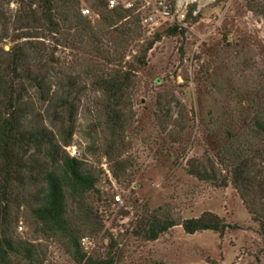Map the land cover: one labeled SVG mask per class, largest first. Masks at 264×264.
<instances>
[{
  "label": "rangeland",
  "instance_id": "rangeland-1",
  "mask_svg": "<svg viewBox=\"0 0 264 264\" xmlns=\"http://www.w3.org/2000/svg\"><path fill=\"white\" fill-rule=\"evenodd\" d=\"M79 2V11H91L89 26L107 30L89 5ZM177 7L181 9V0ZM181 10L185 17L173 35L166 24L152 34L139 24L125 42L109 29V36H99L94 44L72 24L62 37L30 40L42 65L31 68L47 75L50 92L59 96L69 82L75 84L73 134L65 152L99 181L105 205L92 195L83 204L109 216L102 231L95 221V230L86 232L78 245L85 258L113 257L114 264H264V231L232 186L219 188L185 172L214 162L210 144L222 140L225 129L246 133L239 128L246 102L264 107V0H211L206 10H200L198 2ZM25 13L30 12L19 0H0V61L19 43L23 31L18 21ZM150 44L146 65L140 68L136 58ZM115 71L128 72L132 83L123 98L125 117L112 139L105 127V97L93 84ZM27 89L30 100H24L23 107L31 106L32 118L61 136L66 116L55 104L37 100L33 88ZM112 140L118 173L105 154ZM30 187H24V197L31 194ZM116 196L121 203L111 205ZM158 209L177 223L212 214L228 228L221 236L211 231L187 235L176 226L154 242L133 236L141 219ZM10 212L9 235L34 247L33 264H79L60 243L37 232L29 207L21 204ZM105 232L113 236L111 247ZM82 239L87 241L82 244ZM10 261L29 264L14 257Z\"/></svg>",
  "mask_w": 264,
  "mask_h": 264
},
{
  "label": "trees",
  "instance_id": "trees-1",
  "mask_svg": "<svg viewBox=\"0 0 264 264\" xmlns=\"http://www.w3.org/2000/svg\"><path fill=\"white\" fill-rule=\"evenodd\" d=\"M79 1L19 0L30 13H25V18L18 21V29L23 31L17 38L20 44L4 53L6 60L0 61V264H12V257L23 259L29 264L36 262L34 247L9 235V228L13 224L10 209L19 208L21 204L29 207L37 232L60 243L77 263L114 264L113 257L105 260L85 258L79 248V239L86 232L95 230V221L99 225L96 229L102 231L109 216L98 213L97 207L83 204L89 195L101 201L99 181L93 173L83 170L80 161L65 152L73 134V100L76 99L71 97V91L75 84L69 82L59 96L50 92L47 75L35 73L31 68L42 65L40 53L30 40L43 39L42 36H61L65 29L76 24L80 26L82 36L94 44L99 43V36H109V29L118 33V37L125 42L140 26L138 16L121 6L109 10L107 0H84L97 16V21L107 29L93 30L89 26L90 21L80 14ZM177 28L172 25L167 33L173 35ZM82 39L79 37L77 43L84 49ZM150 49L151 44L144 50V55L136 58L138 67L146 65L145 55ZM103 59L106 60V57ZM131 83L128 72L115 71L93 84L105 97V127L112 139L120 131V123L125 117L123 98ZM27 87L34 89L37 100L55 104V108L66 116V124L58 138L52 132L49 133L42 121L39 124L32 118L31 106L23 107L24 100H30ZM243 107L247 114L240 121L239 128L245 129L246 133L225 129L222 140L218 138L210 144L213 146L214 162L209 163L207 168L198 170L191 167L185 172L219 188L230 184L252 220L264 231V107L251 100ZM216 122L214 120L213 124ZM114 140L105 154L109 162L113 163L114 172L118 173V157L112 152ZM27 186H31L32 191L24 197V187ZM101 203L105 205V201ZM110 204L118 206L113 198ZM160 211L158 209L141 219L135 231H131L133 236L154 242L176 226L187 235L211 231L221 236L228 228L212 214L205 213L199 218L177 223L168 216L160 215ZM107 237L111 247V244L114 245L113 236L111 238L107 234Z\"/></svg>",
  "mask_w": 264,
  "mask_h": 264
},
{
  "label": "built area",
  "instance_id": "built-area-1",
  "mask_svg": "<svg viewBox=\"0 0 264 264\" xmlns=\"http://www.w3.org/2000/svg\"><path fill=\"white\" fill-rule=\"evenodd\" d=\"M121 6L122 9L133 12L138 16L139 24L148 34H152L154 30L163 24L177 27L182 24L185 14L184 11L177 7V0H107V8L109 10ZM82 17H91L89 9H81ZM75 153H73L74 155ZM114 202L121 203L120 197L113 198ZM22 228L18 227V231ZM87 240L82 239L84 244Z\"/></svg>",
  "mask_w": 264,
  "mask_h": 264
},
{
  "label": "water",
  "instance_id": "water-1",
  "mask_svg": "<svg viewBox=\"0 0 264 264\" xmlns=\"http://www.w3.org/2000/svg\"><path fill=\"white\" fill-rule=\"evenodd\" d=\"M211 0H181V9L198 2L200 10H206Z\"/></svg>",
  "mask_w": 264,
  "mask_h": 264
}]
</instances>
